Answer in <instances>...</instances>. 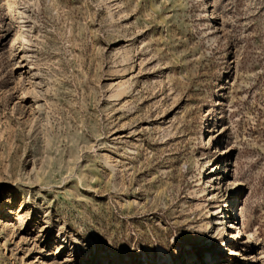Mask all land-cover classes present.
Segmentation results:
<instances>
[{
	"label": "rangeland",
	"instance_id": "rangeland-1",
	"mask_svg": "<svg viewBox=\"0 0 264 264\" xmlns=\"http://www.w3.org/2000/svg\"><path fill=\"white\" fill-rule=\"evenodd\" d=\"M190 259L264 264V0H0V264Z\"/></svg>",
	"mask_w": 264,
	"mask_h": 264
},
{
	"label": "bare ground",
	"instance_id": "bare-ground-1",
	"mask_svg": "<svg viewBox=\"0 0 264 264\" xmlns=\"http://www.w3.org/2000/svg\"><path fill=\"white\" fill-rule=\"evenodd\" d=\"M207 256H209V255H207ZM199 261H194L193 259H190L189 261H188V264H197Z\"/></svg>",
	"mask_w": 264,
	"mask_h": 264
}]
</instances>
